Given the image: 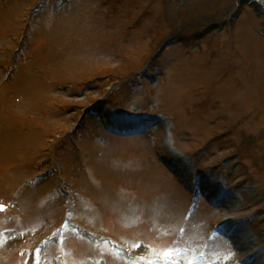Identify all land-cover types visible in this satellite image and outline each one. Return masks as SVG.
Segmentation results:
<instances>
[{
  "label": "rangeland",
  "instance_id": "374dc122",
  "mask_svg": "<svg viewBox=\"0 0 264 264\" xmlns=\"http://www.w3.org/2000/svg\"><path fill=\"white\" fill-rule=\"evenodd\" d=\"M256 2L145 64L163 0H0V264H264Z\"/></svg>",
  "mask_w": 264,
  "mask_h": 264
},
{
  "label": "trees",
  "instance_id": "16d2710c",
  "mask_svg": "<svg viewBox=\"0 0 264 264\" xmlns=\"http://www.w3.org/2000/svg\"><path fill=\"white\" fill-rule=\"evenodd\" d=\"M247 4L248 0H163L164 10L159 22L165 24L167 31L150 38V52L142 56V62H153L154 53L164 48L168 42L177 41L185 46L204 39L209 30L220 27L227 17V24L231 25L240 8ZM258 4L254 3L253 8L259 6L258 17L264 16V7ZM235 5L237 8L233 11ZM126 75L124 72L119 80L125 79Z\"/></svg>",
  "mask_w": 264,
  "mask_h": 264
},
{
  "label": "snow or ice",
  "instance_id": "6c2138e0",
  "mask_svg": "<svg viewBox=\"0 0 264 264\" xmlns=\"http://www.w3.org/2000/svg\"><path fill=\"white\" fill-rule=\"evenodd\" d=\"M3 206L2 205H0V208H2Z\"/></svg>",
  "mask_w": 264,
  "mask_h": 264
}]
</instances>
